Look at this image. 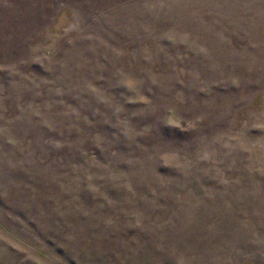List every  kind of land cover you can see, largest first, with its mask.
Returning <instances> with one entry per match:
<instances>
[{
  "label": "rangeland",
  "instance_id": "obj_1",
  "mask_svg": "<svg viewBox=\"0 0 264 264\" xmlns=\"http://www.w3.org/2000/svg\"><path fill=\"white\" fill-rule=\"evenodd\" d=\"M0 264H264V0H0Z\"/></svg>",
  "mask_w": 264,
  "mask_h": 264
}]
</instances>
